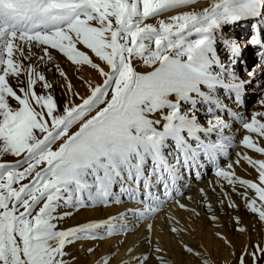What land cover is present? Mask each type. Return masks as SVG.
<instances>
[{
    "label": "bare ground",
    "instance_id": "obj_1",
    "mask_svg": "<svg viewBox=\"0 0 264 264\" xmlns=\"http://www.w3.org/2000/svg\"><path fill=\"white\" fill-rule=\"evenodd\" d=\"M237 1L231 9L235 17L219 23L225 34L216 32L215 47L233 40L232 30L244 26L239 16L250 2L264 5V0ZM143 2L147 12L136 20L131 16V0H90L87 8L98 7L104 16L88 18L89 25L78 21L74 28L66 20L74 14H59L64 11L50 0H0V58L7 57L0 74L4 72L6 81L13 83L6 74L12 61L20 67L45 56L46 47H38L24 33L34 20L50 17L54 30H60L53 33L54 39L82 51L71 60L60 59L67 70L60 81L66 86V100L71 94L73 103L71 113L57 126L82 119L90 110L73 129L76 134L85 132L86 125L101 115L120 114L134 86L150 91L140 104L130 105L136 112H149L153 126L132 123L115 128L126 135L115 138V153L107 154L114 163L102 164L103 175L95 173L96 180L86 187L87 198L70 194L62 206L54 207L57 197L50 196L33 211L36 218L49 205L40 223L49 225L52 237L42 247L55 248L57 264H240L244 253L245 263L250 264L255 245L264 247V221H258L257 213L264 212V94L257 97L259 91L250 84L257 76L264 91V73L246 78L248 93H241L246 104L236 94L237 102L227 100L224 94L231 89L220 73L242 64L247 74L250 48L246 54L239 47L228 51L221 64L219 59L209 61L205 45L198 43L200 25L215 23L213 16H224L223 8L232 6L233 0ZM81 4L78 14L86 6ZM66 7L75 10L69 0ZM1 18L15 22L7 24ZM13 28L23 31L14 33ZM49 35L42 34L50 37L45 43H56ZM102 46L108 59L102 56ZM158 49H162L159 56ZM152 100L158 104L149 105ZM248 104L253 105L247 108ZM2 111L0 105V117ZM60 127L33 141L29 151L46 145L49 133ZM68 141L61 139L56 149ZM21 158H8L0 168L15 166ZM17 203L15 198V210Z\"/></svg>",
    "mask_w": 264,
    "mask_h": 264
},
{
    "label": "rangeland",
    "instance_id": "obj_2",
    "mask_svg": "<svg viewBox=\"0 0 264 264\" xmlns=\"http://www.w3.org/2000/svg\"><path fill=\"white\" fill-rule=\"evenodd\" d=\"M73 1L80 3L82 0ZM50 4L60 7V10L64 11L59 13L61 15L63 13H66L65 15L78 14L79 4L76 5L73 12L66 7V0H62V3H54L50 0ZM81 6L84 4L82 3ZM129 6L133 19L140 18L147 12L146 8L143 9V0H132ZM157 6L158 3L153 2V7L157 8ZM87 9L89 13L86 12L84 15L87 14L88 16H82L77 21L75 20L71 24H74V28H76L75 23L78 21H85L89 25L88 18L95 17L97 19L96 14L99 15L100 13L104 16L99 8ZM79 14L82 12L80 11ZM97 28L92 29L97 31ZM56 31L60 30H54L49 35H53L51 39L56 43L49 42L46 44L44 40L48 38H43L41 45L38 46L46 47V49L43 48L46 50L44 57H39L36 61L25 62L24 65L21 63L20 67L15 61L11 62L8 73H5H10V80L13 83L6 81L5 76H3L4 72L0 74V105L4 110L0 117V162H5L12 157L21 158L32 147L33 141H41L50 129L60 127L61 125H57L72 110L73 98L70 94V98L66 100V88H64L66 86L62 85L63 82L60 81L64 79L63 71L66 72L67 70L59 62L60 59L71 60L75 53H82V51L62 45V42L55 40L53 33ZM84 47L86 50L88 46L82 48ZM101 49L102 53L104 52L102 56L108 59L106 47L102 46ZM160 50L162 51V49ZM141 52L144 56L145 49ZM50 53L54 55V58ZM159 53L158 49V56ZM26 56L31 58L30 54ZM5 58L7 57L0 58V72L4 68L2 59L4 61ZM254 62L252 60V63ZM69 63L71 62L69 61ZM100 73L103 79H106L104 71L100 70ZM49 77L55 79L52 81L49 80ZM133 89L128 93L129 101H126L125 109L120 114L114 116L101 115L97 120L86 125L87 130L85 132L73 133L76 125L83 122L84 118L91 114L89 110L82 119L61 126L46 145L31 154L21 165L0 169V264H24V261H27V264H57V251L55 248H51L53 250L44 249L42 244L48 241L41 240V237H52L50 236L51 231L47 230L49 225L44 222L40 223L42 216L48 211L50 196L57 197V201L53 202L51 206L55 207L56 204L62 206L66 199V197L65 199L62 197L65 194L73 195L70 189H65L64 184H68L69 187L71 186V190L75 191L77 184L72 178L92 180L93 171L89 168L88 163H93L94 160L102 156L99 146L107 149L109 143L107 136L117 131L116 127L124 129L125 125L128 123L132 125L131 122H136L135 120L144 121L143 118L148 113L136 112L130 104H140L147 91L145 89L138 90L135 86ZM169 107L173 109L171 105ZM125 110H127L128 115L125 114ZM129 112L134 113V115H129ZM105 135L107 136L104 137ZM65 137L69 138L70 141L62 149H56V144ZM115 138L118 137H112L113 142H116ZM101 142L107 143L103 145ZM112 153H115V149ZM85 154L90 156H85ZM104 172L106 173V171ZM65 178H67L66 181ZM31 179L33 180L30 181ZM70 181L72 182L71 185L68 183ZM64 189L68 190L69 193ZM54 191H60L63 194L56 196L53 194ZM15 198L18 202L17 205L15 204L17 210L14 206ZM45 201H48L46 204L48 206H44L42 212L33 218V211H36L39 205ZM13 213H17V215L14 216ZM257 213L258 221H264V212L258 211ZM256 246L254 252L250 254V264H264V247ZM194 256L198 257L199 253L195 252ZM245 261L246 254L244 253L240 257V264H247Z\"/></svg>",
    "mask_w": 264,
    "mask_h": 264
}]
</instances>
